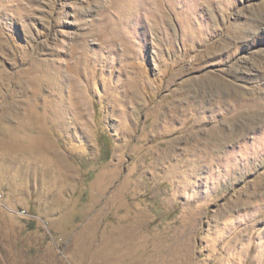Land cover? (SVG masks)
Here are the masks:
<instances>
[{
  "label": "rangeland",
  "instance_id": "rangeland-1",
  "mask_svg": "<svg viewBox=\"0 0 264 264\" xmlns=\"http://www.w3.org/2000/svg\"><path fill=\"white\" fill-rule=\"evenodd\" d=\"M0 264H264V0H0Z\"/></svg>",
  "mask_w": 264,
  "mask_h": 264
}]
</instances>
